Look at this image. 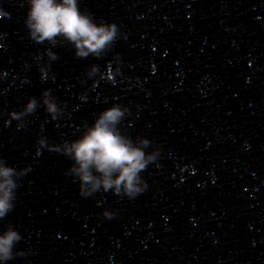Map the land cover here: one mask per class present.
Returning a JSON list of instances; mask_svg holds the SVG:
<instances>
[{
  "label": "water",
  "instance_id": "95a60500",
  "mask_svg": "<svg viewBox=\"0 0 264 264\" xmlns=\"http://www.w3.org/2000/svg\"><path fill=\"white\" fill-rule=\"evenodd\" d=\"M79 6L119 29L100 58L77 59L63 41L35 43L26 0H0L8 13L0 18V159L28 168L0 219V233L12 226L22 238L0 264H264V0ZM92 65L98 73L88 78ZM45 90L60 116L38 106L18 128L11 114L29 97L39 104ZM113 105L127 109L121 134L148 140L145 152L157 158L134 199L102 190L81 197L65 175L72 161L50 149Z\"/></svg>",
  "mask_w": 264,
  "mask_h": 264
},
{
  "label": "clouds",
  "instance_id": "9594fccd",
  "mask_svg": "<svg viewBox=\"0 0 264 264\" xmlns=\"http://www.w3.org/2000/svg\"><path fill=\"white\" fill-rule=\"evenodd\" d=\"M28 10L25 27L31 40L37 44L47 42L55 47L57 43L67 42L74 48L77 59L92 56L102 57L119 37L118 27L112 23H96L87 10H81L79 0H26ZM8 13L0 10V18H6ZM63 45V44H62ZM46 55L50 61L57 59L52 51ZM41 78L46 79L48 72L40 69ZM98 73L96 65L90 66L86 73L92 78ZM102 78L111 82L112 75ZM83 83V81H81ZM80 99L83 101L84 96ZM38 99L29 97L20 112L11 114V119L18 121V128L25 127L23 118L33 114L38 106H42L51 120H56L61 114V106L50 90L41 93ZM127 109L119 105L100 112L91 126L86 125L81 135L72 142H65L56 146L55 151L72 161L65 175L71 176L79 182V195L89 197L98 191H112L115 195H122L134 199L144 189V182L140 173L157 158L155 151L146 153L149 141L138 138L133 142L121 134L117 125L122 121ZM45 146V141H40ZM28 168L17 170L7 166L6 161L0 159V219L5 218L13 209L17 181L27 173ZM105 219H111L112 213L104 211ZM21 235L8 226L0 233V261L7 262L16 255L14 246L21 240Z\"/></svg>",
  "mask_w": 264,
  "mask_h": 264
}]
</instances>
